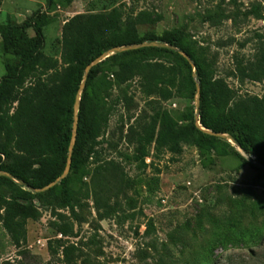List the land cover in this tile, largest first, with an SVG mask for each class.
<instances>
[{
	"label": "rangeland",
	"instance_id": "rangeland-1",
	"mask_svg": "<svg viewBox=\"0 0 264 264\" xmlns=\"http://www.w3.org/2000/svg\"><path fill=\"white\" fill-rule=\"evenodd\" d=\"M37 25L39 65L2 83ZM86 28L103 50L89 64ZM260 50L264 0H0V264H264V78L237 70ZM97 63L65 194L67 167L45 184L62 159L9 143L4 121L26 114L30 135L57 136V108L81 79L79 112ZM254 122L251 152L223 132Z\"/></svg>",
	"mask_w": 264,
	"mask_h": 264
},
{
	"label": "trees",
	"instance_id": "trees-1",
	"mask_svg": "<svg viewBox=\"0 0 264 264\" xmlns=\"http://www.w3.org/2000/svg\"><path fill=\"white\" fill-rule=\"evenodd\" d=\"M48 4L51 5L53 3V0H47ZM36 30V38L33 41L32 47L30 48L29 52L26 54L23 62L17 66L10 68L7 75H5L2 78V83H13L17 85H23L25 82L26 77L30 74L31 71L37 68V66L40 63L41 60V47L43 44V32L41 26L37 25L35 26ZM92 31L89 28L84 29L79 36V45L82 49V51L89 55V53H92L90 58L87 60V63H92L96 58L102 54L103 50L98 51L97 53H93L94 47L98 46V41H100L99 37L93 38L92 37ZM90 36L92 38H90ZM180 55L179 53H177ZM99 64H94L91 67V70L89 71L86 87L84 89V92L82 94L81 103H80V110L78 112L79 115V121L77 126V133L75 137V144L73 148V154H72V162L70 164L71 170L76 169L78 167L77 163V154L79 145L82 142L83 136L86 133V107H87V93L88 89L91 87V83L93 82L94 73L98 69ZM190 67V66H189ZM238 73L243 77H249L254 80L264 78V50H260L255 57L252 60H249L248 62H239L237 66ZM198 76H200L199 70L197 71ZM81 79L78 80L76 87L74 88L71 102L69 105L65 104L64 106H61L57 108L58 114L62 116V125L60 127L61 133L57 136H47L43 138H37L33 135H30L27 131L26 125H27V115L24 114L23 117H18L14 121H4L8 139L7 141L9 143H14L17 147H25L29 150H32L36 153H39L41 155H48V154H54L57 155V157H60L59 159H62L59 166L57 162V166L49 172V179L45 182V184H48L54 180H56L65 170L67 166V154L68 149L70 147L71 139H72V116H73V105L76 101V93L79 91ZM1 87V85H0ZM200 97L203 100L205 95V89H200ZM212 97V95H211ZM259 113L260 115H264V99L259 100ZM218 102V101H217ZM2 120L0 119V122ZM202 124L209 128V125L205 122V120H201ZM237 125V124H236ZM238 126V125H237ZM235 126V127H237ZM234 127V126H233ZM231 128H226L223 132L230 133V135L237 140L238 145L246 152H251V149L256 147L257 142V134L259 132V124L257 122H254L253 125H251L249 128L244 125H239L236 130ZM95 130H98L99 128L96 126L94 128ZM99 131L95 132V137H99ZM158 141H164L163 138L158 137ZM1 155H6L7 157L10 156V152L8 148H0V170H4V166L2 164V158ZM147 155L146 152H143L140 155V159L144 161L145 156ZM262 165H264L263 162L260 161ZM58 167L60 168L58 170ZM259 171L264 173V169H261L258 166H255ZM13 176L18 179H24L22 176H20L17 173H13ZM25 180V179H24ZM61 189L62 191L67 194L69 193L71 187H70V177L66 176L64 177L61 182ZM16 223H15V215H11L10 218L7 220L6 228L7 230L12 234L14 239L16 240V243L19 242V238L16 234Z\"/></svg>",
	"mask_w": 264,
	"mask_h": 264
},
{
	"label": "water",
	"instance_id": "water-1",
	"mask_svg": "<svg viewBox=\"0 0 264 264\" xmlns=\"http://www.w3.org/2000/svg\"><path fill=\"white\" fill-rule=\"evenodd\" d=\"M175 50H179L178 48L174 47ZM181 51V50H179ZM182 52V51H181ZM84 85V84H83ZM78 107H79V103H78V98L76 99V103H75V115L77 117V114H78ZM77 119H75V127H74V132H73V136H72V141H71V145H70V154H69V157H68V162H67V168L64 172V174L58 179V180H61L62 177H64L66 175V173L68 172V168L71 164V155H72V149H73V146L75 144V137H76V133H77ZM231 138L234 140V142L238 145V142L236 139H234L232 136ZM256 166L260 167L261 169H264V165H262L260 162H257L256 163ZM58 180H55V182H57ZM22 183H24L23 181H21Z\"/></svg>",
	"mask_w": 264,
	"mask_h": 264
}]
</instances>
